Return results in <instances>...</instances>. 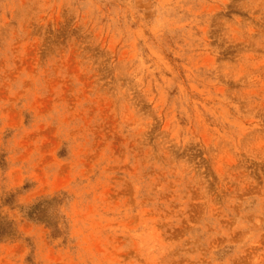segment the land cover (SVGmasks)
Instances as JSON below:
<instances>
[{
  "label": "rangeland",
  "instance_id": "1",
  "mask_svg": "<svg viewBox=\"0 0 264 264\" xmlns=\"http://www.w3.org/2000/svg\"><path fill=\"white\" fill-rule=\"evenodd\" d=\"M0 264H264V0H0Z\"/></svg>",
  "mask_w": 264,
  "mask_h": 264
}]
</instances>
